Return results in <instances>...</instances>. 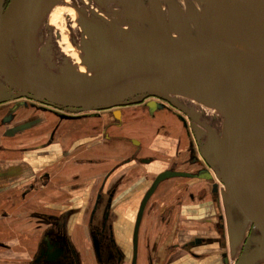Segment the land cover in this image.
<instances>
[{
  "label": "flooded vegetation",
  "instance_id": "obj_1",
  "mask_svg": "<svg viewBox=\"0 0 264 264\" xmlns=\"http://www.w3.org/2000/svg\"><path fill=\"white\" fill-rule=\"evenodd\" d=\"M9 1L0 0L1 12ZM64 2L77 13L78 34L72 46H78L84 59L105 57L107 62L100 66L119 71L123 81L154 70L144 58L161 54L156 46L163 45L151 38L180 42L171 39L175 35L184 41L171 30L170 11L165 19L160 4L151 0H38L40 32L46 31L48 17ZM0 90L4 91L0 96V214L8 219V212L13 211L17 219L12 220L18 227L27 223L37 233L31 258L20 264H230L234 253L227 218L219 204L220 185L201 155L198 132L188 123L183 106L147 94L138 102L83 113L23 94L6 82ZM141 119L152 122L149 130L135 128ZM173 125L180 129L171 132ZM42 126H46L44 131L27 140L5 143ZM160 129L165 130L169 148L158 151L160 141L151 131ZM64 139L67 142L61 144ZM114 143L122 144L118 156L94 151ZM154 144L157 146L150 150ZM146 145L149 150L144 149ZM52 146L55 148L50 149ZM167 152L170 157H162ZM153 163L161 169L143 170L140 175L131 170ZM93 167L102 170L85 176L84 171ZM165 172L188 176L162 179L142 204L154 180ZM169 180H184L188 187L189 181L204 185L190 187L188 193L189 210L204 214L199 223L189 221L191 229L177 228L176 223L165 231L173 209H154L155 200L169 188L155 195ZM27 203L38 209L25 214ZM127 204L133 207L129 218L122 212ZM186 204L178 206L179 212ZM149 214L159 227L150 226L146 235L143 226ZM0 247L5 248V243L0 242Z\"/></svg>",
  "mask_w": 264,
  "mask_h": 264
},
{
  "label": "water",
  "instance_id": "obj_2",
  "mask_svg": "<svg viewBox=\"0 0 264 264\" xmlns=\"http://www.w3.org/2000/svg\"><path fill=\"white\" fill-rule=\"evenodd\" d=\"M151 1L158 5L162 1L171 0ZM198 1L240 24L264 46L263 2L259 0ZM31 2L32 0H10L6 9L0 11V76L8 85L23 94L51 105L101 110L125 104L127 101L138 102L145 95H151L166 86L187 66L205 56L226 58L241 68L245 78L240 83H232L222 73H216L219 71L217 63L209 71L210 97L207 95L204 98H211L222 117V127L220 134L206 127L208 141L200 152L216 170L215 176L223 186V201L231 209L226 217L231 253L233 254L242 242L245 228L252 225L258 233L254 239L255 245L239 264H256L262 260L264 258V57L262 60H256L218 40L189 38L180 30L183 18L178 8L173 5L169 9L170 27L184 41H159L149 38L163 45L156 46L163 53L144 58L146 65H151L149 69L154 70L152 72L150 70V73L143 77L122 81L124 83L107 88L108 83L117 79L120 73L114 70L92 82L64 83L63 86H58L51 80L37 76L30 68L27 55L22 53L19 54L21 73L25 76L22 78L12 71L6 54V44L15 28L19 26V21L21 22L25 16ZM81 60L85 65L94 68L102 67L100 65L107 62L105 57L81 58ZM190 94L194 97L198 96L197 91L194 90H190ZM210 157L216 162L212 163ZM174 176L188 175L176 172L159 175L146 193L142 204L162 179ZM233 212L238 217H235Z\"/></svg>",
  "mask_w": 264,
  "mask_h": 264
},
{
  "label": "rangeland",
  "instance_id": "obj_3",
  "mask_svg": "<svg viewBox=\"0 0 264 264\" xmlns=\"http://www.w3.org/2000/svg\"><path fill=\"white\" fill-rule=\"evenodd\" d=\"M65 1L70 3V0ZM31 4L32 6L29 7L31 9L26 11L27 13L22 18L21 22L19 21V26L17 25L18 27L15 28L6 44L7 58L15 74L21 77L19 54L22 53L27 55L30 68L37 76L51 80L58 84V86H63L64 83L84 84V82H92L98 78L104 77L106 73H109V70L105 67L94 68L85 65L81 60V54L77 50L78 46H72V40L78 34L76 26L77 13L72 7L64 6L65 2L62 3L63 6L56 8L51 16L48 17L50 24L46 28V31L43 32L41 29L40 32V29L38 28V0H32ZM159 4L165 19L167 18L169 9L173 5L178 8L183 18L180 29L189 38L195 40L214 39L232 43L224 30L217 25L212 18L209 7L201 1L171 0L162 1ZM171 39L182 42V39L175 35L172 36ZM154 50L156 51V49ZM221 59L226 58L205 56L198 59L197 62L190 64L186 69L181 71L173 80L168 82L166 86L151 94V96L156 99L167 100L165 98H168L174 103H178L184 107L188 123L191 126H194L195 130H197L196 132H198V137L200 138V144H198L199 148H202L208 141V136L205 131L206 127L214 129L217 134L221 133L222 127V117L220 113H218L211 98H206L207 95L210 97V93H208L209 71L214 67L215 63H217L219 71L216 73H222L230 80L241 79V77L244 76V72L231 73L224 65H222L223 62L221 63ZM122 81L123 80L118 77L117 79L110 81L106 87L108 88L124 83ZM0 82H5L1 76ZM13 90L14 89H11V91ZM190 90L197 91L198 96H192ZM3 93L4 91L2 92V90H0V96H2ZM204 96L206 97L204 98ZM92 111L97 110H80V112L83 113H89ZM191 131L194 133L193 129ZM164 132L165 130L163 129H160V132L155 130L151 131L152 136L160 141V144H158V151L169 148L168 138ZM187 139L189 142L190 137L187 136ZM18 140L19 139L7 140L5 143L10 145ZM149 154V152L142 153V155ZM169 154V152L162 154V157L169 158ZM210 159L212 158L210 157ZM215 162L216 161L212 159V163ZM209 163L210 162H207V165L214 174L215 179L220 185V191L222 192L223 186L215 176L216 170ZM111 164L112 162H109L107 166L109 167ZM184 182V180H176L174 183L172 181V184L168 186V192L154 202V204H156V206H154L156 211H160L166 207H171L173 209L171 221L168 226L165 227V231L171 229L176 223L177 228L181 227L184 230L191 229L193 226L189 224V221L199 223L200 218L202 217L189 210L192 202H190L188 198V193L191 188L184 186ZM17 200L24 202L20 199ZM182 203L187 204L185 210L179 212L178 206ZM219 204H221V210L227 217V212H231V209L224 203L223 197L220 198ZM26 205L27 206L24 210L25 214L34 209H38V206L30 205L28 203ZM8 213L10 216H7L9 217L8 219L2 217L0 214V242L5 243V248L0 247V264H2L1 260L6 261L7 263L20 264L31 258L37 239V233L31 232L32 228L29 227L27 223H24L26 222L25 220H22V223L26 226L21 224L18 227L17 223L13 221L15 218L17 219L16 216H13L14 212L10 210ZM233 215L238 217L234 212ZM25 216L27 217V215ZM195 219L196 221L194 222ZM3 220H7V223ZM257 235L258 233L252 225H248L245 228L242 242L236 247L234 255L230 257V264H239V261L250 252L251 248L254 247V239ZM256 264H264V258Z\"/></svg>",
  "mask_w": 264,
  "mask_h": 264
},
{
  "label": "crops",
  "instance_id": "obj_4",
  "mask_svg": "<svg viewBox=\"0 0 264 264\" xmlns=\"http://www.w3.org/2000/svg\"><path fill=\"white\" fill-rule=\"evenodd\" d=\"M128 115V114H127ZM162 118V117H161ZM151 123L152 122H149L147 119H141L139 122H137L136 124H135V128L136 129H138V131H143V130H149L151 127H150V125H151ZM45 127L46 126H42V127H40V128H37L36 130H32V131H30L29 133H27L25 136H23V137H21L19 140H27L28 138H30L31 136H33V135H37L38 133H40V131H44L45 130ZM77 126H75V129H77L76 128ZM170 128V130H171V132H174L175 130L177 131L178 129H180L177 125H173V126H170L169 127ZM146 135V139H147V137H149V134H148V132H146L145 133ZM143 135H144V133H143ZM150 139V138H149ZM148 140V139H147ZM146 140V141H147ZM67 141H66V139H64V140H62L61 141V144H65ZM10 145H13V144H10ZM54 146V145H53ZM51 147L50 149H53V148H55V147ZM157 145H155L154 144V146L153 145H150V150H154V147H156ZM145 150H149V146L148 145H146V147L144 148ZM121 150H123L122 149V144H118V143H114V144H112L111 146H109V147H107L106 149H102V148H98V149H95L94 151H97V152H105V155H111V156H118V154H119V152L121 151ZM156 169H161L160 168V166H159V164L158 163H153V164H150L149 166H146V167H144V168H132L131 170L132 171H134L135 173H137L138 175H140L141 174V172L143 171V170H146V171H149V172H155L156 171ZM102 169H100L99 167H93V168H91L90 170H85L84 171V175L86 176V175H90V176H92V175H97L100 171H101ZM135 180V179H134ZM172 181H173V183L176 181V180H169L168 182H166L164 185H162L161 186V188L159 189V191H158V193L155 195V197L156 196H159V195H161L164 191H165V189L168 187V186H170L171 184H172ZM177 181H179V180H177ZM194 182L192 181H190V182H188V185H190V187L192 188V189H196V188H199V187H202V186H204V185H196L195 186V183L193 184ZM185 184V183H184ZM125 208V209H124ZM132 211H133V207H132V204H130V205H126V206H122V212H125V214H126V216L129 218V217H131V213H132ZM198 215L199 216H201V215H204L203 214V211H201V213L200 212H198ZM153 227L154 228V230H156L158 227H159V224H157V222L155 221V218H154V216L152 215V214H149L146 218H145V225L143 226V228L145 227V229H146V235H147V229L149 228V227Z\"/></svg>",
  "mask_w": 264,
  "mask_h": 264
},
{
  "label": "bare ground",
  "instance_id": "obj_5",
  "mask_svg": "<svg viewBox=\"0 0 264 264\" xmlns=\"http://www.w3.org/2000/svg\"><path fill=\"white\" fill-rule=\"evenodd\" d=\"M209 10H210V14H211L212 18L214 19V21L216 22V24L219 25L224 30V32L226 33V35L228 36V38L231 40V42L233 44L228 43V42H224V41H220V42L225 43L227 45H230V46L238 49L239 51H242V52L248 54L249 56H251L252 58H254L256 60H262L263 59V57H264V46H262V44L260 43V41L257 37L253 36L250 32H248L240 24L233 21L232 19H230L224 15L216 13L210 7H209ZM202 40H204V39H202ZM220 61H221V63L223 62L222 65H224L225 68H227L231 73L243 72L241 70V68L235 62H233L231 60L221 59ZM244 78H245V75L243 77H241V79H237V80H230L227 77V79L232 83L243 82Z\"/></svg>",
  "mask_w": 264,
  "mask_h": 264
}]
</instances>
